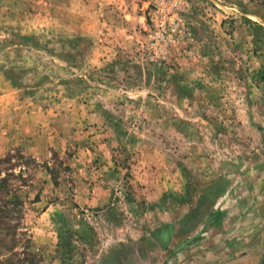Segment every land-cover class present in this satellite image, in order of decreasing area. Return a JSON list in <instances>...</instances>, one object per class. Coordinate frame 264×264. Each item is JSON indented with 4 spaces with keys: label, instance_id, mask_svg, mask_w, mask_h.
<instances>
[{
    "label": "rangeland",
    "instance_id": "1",
    "mask_svg": "<svg viewBox=\"0 0 264 264\" xmlns=\"http://www.w3.org/2000/svg\"><path fill=\"white\" fill-rule=\"evenodd\" d=\"M5 176L0 264L161 262L264 202V0H0Z\"/></svg>",
    "mask_w": 264,
    "mask_h": 264
},
{
    "label": "crops",
    "instance_id": "2",
    "mask_svg": "<svg viewBox=\"0 0 264 264\" xmlns=\"http://www.w3.org/2000/svg\"><path fill=\"white\" fill-rule=\"evenodd\" d=\"M236 201L223 199L205 222L168 224L172 233L166 244L175 247L174 252L168 255L163 250L161 262L157 255L143 264H264V202L249 208L244 200ZM253 209L257 219L249 223L244 215Z\"/></svg>",
    "mask_w": 264,
    "mask_h": 264
},
{
    "label": "trees",
    "instance_id": "3",
    "mask_svg": "<svg viewBox=\"0 0 264 264\" xmlns=\"http://www.w3.org/2000/svg\"><path fill=\"white\" fill-rule=\"evenodd\" d=\"M8 177L9 176H5V177H2V178H0V185H3L4 184V186H7V185H9L8 184V181H9V179H8ZM4 190V189H3ZM7 193L9 194L10 193V190H8L7 191ZM8 200H7V203H12V204H14V206H19L20 205V200H19V198L18 197H15V199H10V198H7ZM170 228V227H169ZM161 232L162 233H168V228H165V229H162L161 230ZM167 237H168V235H167ZM163 240V239H162ZM169 240V238H164V242H166V241H168Z\"/></svg>",
    "mask_w": 264,
    "mask_h": 264
}]
</instances>
